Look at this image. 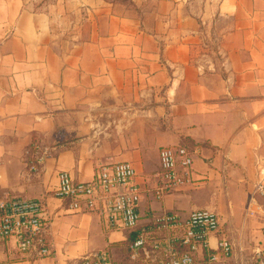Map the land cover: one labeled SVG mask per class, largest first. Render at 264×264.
Returning a JSON list of instances; mask_svg holds the SVG:
<instances>
[{
  "label": "crops",
  "instance_id": "1",
  "mask_svg": "<svg viewBox=\"0 0 264 264\" xmlns=\"http://www.w3.org/2000/svg\"><path fill=\"white\" fill-rule=\"evenodd\" d=\"M185 145L197 184L155 194L163 147ZM129 162L142 195L133 231L74 212L59 174L92 180ZM264 0H0V196L39 200L52 255L0 246V264H159L133 249L166 214H217L233 253L264 248Z\"/></svg>",
  "mask_w": 264,
  "mask_h": 264
},
{
  "label": "built area",
  "instance_id": "2",
  "mask_svg": "<svg viewBox=\"0 0 264 264\" xmlns=\"http://www.w3.org/2000/svg\"><path fill=\"white\" fill-rule=\"evenodd\" d=\"M193 165V154L187 146L163 147L160 170L154 175L158 182L155 194L163 197L184 186H195ZM54 195L67 200L70 211L99 214L109 228L133 231L138 227L142 190L129 162L100 164L94 178L85 182H75L69 173L61 172ZM258 196L264 198V180L256 183L251 202ZM43 214L39 200L0 196V246L14 242L21 254L50 257L52 250L45 239L48 221ZM219 231L220 220L209 210H193L184 222L174 214H166L153 226L140 229L132 248L142 250L146 256L159 253V264H219L233 253L227 238H221L216 248L211 246V236ZM77 264H113V260L108 251H101ZM252 264H264V248L255 251Z\"/></svg>",
  "mask_w": 264,
  "mask_h": 264
},
{
  "label": "rangeland",
  "instance_id": "3",
  "mask_svg": "<svg viewBox=\"0 0 264 264\" xmlns=\"http://www.w3.org/2000/svg\"><path fill=\"white\" fill-rule=\"evenodd\" d=\"M250 264H252V262Z\"/></svg>",
  "mask_w": 264,
  "mask_h": 264
}]
</instances>
